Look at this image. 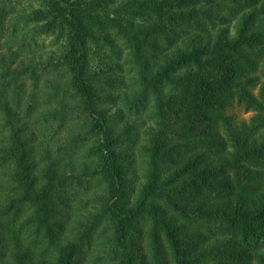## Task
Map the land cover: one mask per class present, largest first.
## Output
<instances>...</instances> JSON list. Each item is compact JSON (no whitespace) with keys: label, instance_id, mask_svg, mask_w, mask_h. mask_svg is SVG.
I'll list each match as a JSON object with an SVG mask.
<instances>
[{"label":"trees","instance_id":"trees-1","mask_svg":"<svg viewBox=\"0 0 264 264\" xmlns=\"http://www.w3.org/2000/svg\"><path fill=\"white\" fill-rule=\"evenodd\" d=\"M218 10L226 26L215 28ZM29 19L35 35L61 40L47 64L62 65L93 139L77 176L37 150L7 99L34 64L2 56L13 195L0 200V264H83L96 237L103 264H264V0H40ZM122 85L131 89L107 92ZM120 99L117 121L107 104ZM125 110L134 118L121 126ZM140 123L132 193L134 154L123 149ZM82 176L97 182V205L63 233V192ZM12 212L26 213L25 235L7 231Z\"/></svg>","mask_w":264,"mask_h":264},{"label":"rangeland","instance_id":"rangeland-1","mask_svg":"<svg viewBox=\"0 0 264 264\" xmlns=\"http://www.w3.org/2000/svg\"><path fill=\"white\" fill-rule=\"evenodd\" d=\"M39 7L40 0H0V71L3 65H1L2 56H8L10 51L20 55L19 62L22 63V67L27 68L30 63L34 64V68L30 70V73H27L22 84L12 86V90L8 91L7 99L16 113L10 117V122L32 134L31 143L37 150L44 145V149H49L62 164L73 165L71 171L77 176L81 164L88 158L90 159L89 151L93 138L91 134L87 133V129L79 125L83 119V112L81 113L82 110L78 109L81 104L78 102L79 100H74L76 93L66 84L67 78L64 77L62 65L54 67L58 63L55 59L51 65L47 64L51 57H58L61 40L58 41L54 36H38L33 32L34 24L31 23L29 16L33 10ZM220 11L218 10L215 14L217 17L215 28L226 26L222 24L221 18L225 16L224 13H227ZM204 19L203 15L202 20ZM97 61L98 59L95 58L94 63ZM127 75L123 68L121 76L129 83V80L126 79ZM56 83H59L60 86H57ZM130 87L122 85L120 90L116 87L112 90L107 88V92L115 95L129 91ZM55 88L58 90L57 92ZM1 101L3 99L0 97V145L9 135L11 127L9 119L6 118V112L1 107ZM62 101L65 104L68 103L69 106L63 108L64 105H60ZM107 107L109 115L115 114L117 121L121 119L122 99L118 100L116 104L108 102ZM58 111L61 113L57 114ZM234 112L245 118H249L251 115L244 114L238 107L234 108ZM146 116L147 114L144 118ZM133 118L132 112L123 111L120 125L123 126L126 120L130 121ZM133 128L126 139L123 150L134 154L135 163L131 167L133 170L130 177L135 187L131 190L132 193H135L138 189V182L142 178L139 147L144 138V126L143 123H140L135 124ZM71 171L67 169V175L72 174ZM9 173L8 164L3 161L0 153V200L2 203L4 199H10V196L13 195L12 188L8 187ZM71 181V186L69 184V187L63 192L62 199L65 200V204L61 206L59 214L58 229L63 233H68L72 227H76V223L86 221L93 213V206L97 205L94 200L98 195V185L92 176H82L79 181ZM10 219L7 231L11 235L21 232L25 235L26 230L22 231L21 226L26 225V213L12 212ZM100 240H102L101 237H96L91 245L84 248L81 259L83 264L104 263L103 259H106L107 255L99 249ZM38 245L44 248L49 247L43 239L41 242L38 241ZM35 248L37 247L35 246Z\"/></svg>","mask_w":264,"mask_h":264}]
</instances>
